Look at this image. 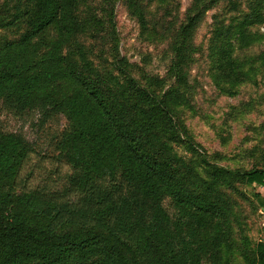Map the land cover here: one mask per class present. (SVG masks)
Returning <instances> with one entry per match:
<instances>
[{
    "label": "trees",
    "instance_id": "obj_1",
    "mask_svg": "<svg viewBox=\"0 0 264 264\" xmlns=\"http://www.w3.org/2000/svg\"><path fill=\"white\" fill-rule=\"evenodd\" d=\"M24 1L20 35L0 48V103L44 120L63 116L71 131L53 158L80 174L60 192L51 180L27 188L20 178L32 146L0 130V264H219L230 224L223 187L234 181L264 186V168L219 167L201 153L174 111L183 95L160 93L164 79L142 84L130 77L114 28L111 50L121 80L90 68L80 0ZM228 4L239 18L224 25L215 20L217 36L228 42L219 51L222 77L231 85L264 78V51L244 64L231 54L234 38L246 46L264 38L249 30L264 24V0ZM130 6L145 19V6L138 0ZM204 9L178 30L169 69L178 85L186 84L191 51L185 43ZM171 142L195 155L191 165L176 158ZM246 261L264 264V240Z\"/></svg>",
    "mask_w": 264,
    "mask_h": 264
},
{
    "label": "rangeland",
    "instance_id": "obj_2",
    "mask_svg": "<svg viewBox=\"0 0 264 264\" xmlns=\"http://www.w3.org/2000/svg\"><path fill=\"white\" fill-rule=\"evenodd\" d=\"M201 1L138 0L142 8L145 6L142 20L131 8L132 0H80L77 7L85 25L82 40L90 68L95 66L106 77L121 80L111 50L114 28L119 52L130 64L126 68L130 77L142 84L150 79H164L167 82L160 93L179 91L183 95L185 102L175 105L174 111L184 128L183 135L192 136L201 153L219 167L264 168V78L254 75L236 85L223 79L225 69L219 51L228 47V42L217 36L215 20L218 17L221 25L228 24L230 17L239 18V12L230 11L228 0ZM203 9L185 43L188 53L191 51L185 64L186 84L178 85L174 75L169 74L175 58L173 45L179 43L181 24ZM24 10V0H0V48L20 35ZM249 30L259 37L264 33V24H252ZM231 44L232 57L242 64L246 63L245 57H257L264 51V38L248 46L234 38ZM70 128L63 116L44 120L38 113H17L0 103V130L22 135L33 149L20 178L27 188L40 187L51 180V189L60 192L71 176L78 178V170L59 165L53 158L59 153V140ZM170 148L185 164L191 165L195 159L180 142H171ZM196 171L206 178L204 167ZM223 192L230 205V224L227 240L220 247L219 264H247L246 255L264 240V186L234 181L223 187ZM121 248L129 257L130 252Z\"/></svg>",
    "mask_w": 264,
    "mask_h": 264
}]
</instances>
